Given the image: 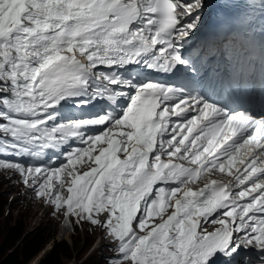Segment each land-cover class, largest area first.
Here are the masks:
<instances>
[{
    "label": "snow or ice",
    "instance_id": "6c2138e0",
    "mask_svg": "<svg viewBox=\"0 0 264 264\" xmlns=\"http://www.w3.org/2000/svg\"><path fill=\"white\" fill-rule=\"evenodd\" d=\"M243 2L248 31L198 46L209 0H0V170L100 229L106 264H264V0Z\"/></svg>",
    "mask_w": 264,
    "mask_h": 264
},
{
    "label": "rangeland",
    "instance_id": "374dc122",
    "mask_svg": "<svg viewBox=\"0 0 264 264\" xmlns=\"http://www.w3.org/2000/svg\"><path fill=\"white\" fill-rule=\"evenodd\" d=\"M15 194L10 192V188L0 182V244L4 236L12 229L15 223L24 228V232H36L42 236L50 238L49 243L45 247L47 249L52 242L59 243L64 241L69 247L70 257L63 256L62 264H80L95 247H99L97 251L91 254V259L98 264L102 262L100 252L105 251L98 239L90 234V229L76 227L74 233L65 235L47 216L43 217L38 208L27 210L22 202L16 200ZM25 209V210H24ZM15 225V227L17 226ZM75 245V249L73 246ZM43 256L41 251L37 257L28 264H36L40 257Z\"/></svg>",
    "mask_w": 264,
    "mask_h": 264
},
{
    "label": "trees",
    "instance_id": "16d2710c",
    "mask_svg": "<svg viewBox=\"0 0 264 264\" xmlns=\"http://www.w3.org/2000/svg\"><path fill=\"white\" fill-rule=\"evenodd\" d=\"M14 224L0 244V264H28L45 248L50 238L36 232H24L19 222ZM75 249V245L73 246ZM70 247L65 243H52L49 251L36 264H62L63 256L70 257ZM86 259L83 264H95Z\"/></svg>",
    "mask_w": 264,
    "mask_h": 264
},
{
    "label": "bare ground",
    "instance_id": "6f19581e",
    "mask_svg": "<svg viewBox=\"0 0 264 264\" xmlns=\"http://www.w3.org/2000/svg\"><path fill=\"white\" fill-rule=\"evenodd\" d=\"M34 260V259H33Z\"/></svg>",
    "mask_w": 264,
    "mask_h": 264
}]
</instances>
